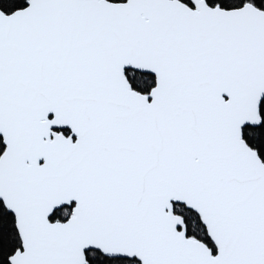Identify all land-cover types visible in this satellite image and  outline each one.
Segmentation results:
<instances>
[{
  "label": "snow or ice",
  "instance_id": "6c2138e0",
  "mask_svg": "<svg viewBox=\"0 0 264 264\" xmlns=\"http://www.w3.org/2000/svg\"><path fill=\"white\" fill-rule=\"evenodd\" d=\"M0 264H264V0H0Z\"/></svg>",
  "mask_w": 264,
  "mask_h": 264
}]
</instances>
